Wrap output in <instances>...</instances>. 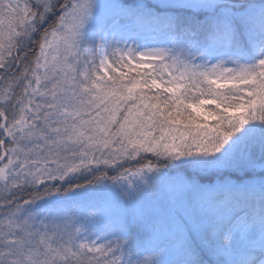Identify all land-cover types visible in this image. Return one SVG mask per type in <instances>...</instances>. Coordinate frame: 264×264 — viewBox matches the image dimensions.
<instances>
[{
	"label": "snow or ice",
	"instance_id": "1",
	"mask_svg": "<svg viewBox=\"0 0 264 264\" xmlns=\"http://www.w3.org/2000/svg\"><path fill=\"white\" fill-rule=\"evenodd\" d=\"M0 264H264V0H0Z\"/></svg>",
	"mask_w": 264,
	"mask_h": 264
}]
</instances>
